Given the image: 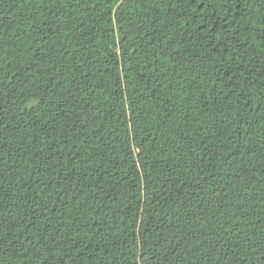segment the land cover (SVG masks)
<instances>
[{
	"label": "trees",
	"instance_id": "1",
	"mask_svg": "<svg viewBox=\"0 0 264 264\" xmlns=\"http://www.w3.org/2000/svg\"><path fill=\"white\" fill-rule=\"evenodd\" d=\"M0 264H264V0H0Z\"/></svg>",
	"mask_w": 264,
	"mask_h": 264
}]
</instances>
